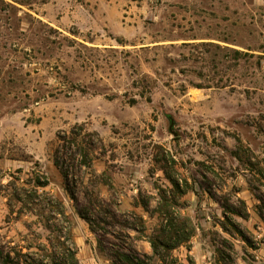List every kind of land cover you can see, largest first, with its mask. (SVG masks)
<instances>
[{"label": "rangeland", "instance_id": "obj_1", "mask_svg": "<svg viewBox=\"0 0 264 264\" xmlns=\"http://www.w3.org/2000/svg\"><path fill=\"white\" fill-rule=\"evenodd\" d=\"M162 209L264 264V0H0L1 243L118 264Z\"/></svg>", "mask_w": 264, "mask_h": 264}, {"label": "trees", "instance_id": "obj_2", "mask_svg": "<svg viewBox=\"0 0 264 264\" xmlns=\"http://www.w3.org/2000/svg\"><path fill=\"white\" fill-rule=\"evenodd\" d=\"M78 148L80 149L79 146ZM168 164H173V161L170 160ZM160 169L172 187L182 193V180L178 178L173 167L161 166ZM45 185L39 184L38 187ZM183 185L186 186V184ZM160 215L162 220L160 229L154 238L148 239L152 256L139 257L138 255L119 253L116 258L118 264H149V262L151 264H184L172 255V251L189 243L194 228L189 220L172 216L164 209L160 211ZM58 244L61 247L51 251L37 248V252H30V248H26L27 251L23 252V248L19 245L9 246L7 244L5 246L0 241V264H78L73 248L65 241ZM186 264L195 263L188 257Z\"/></svg>", "mask_w": 264, "mask_h": 264}]
</instances>
